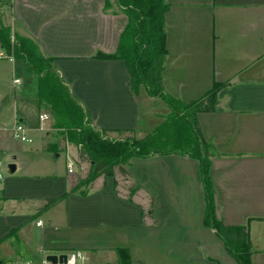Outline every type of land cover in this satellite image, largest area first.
<instances>
[{"label": "crops", "instance_id": "obj_1", "mask_svg": "<svg viewBox=\"0 0 264 264\" xmlns=\"http://www.w3.org/2000/svg\"><path fill=\"white\" fill-rule=\"evenodd\" d=\"M1 1L3 24L55 59L95 128L110 135L138 132L141 97L132 90L125 61L96 58L116 53L127 25L115 0ZM167 2L165 93L190 103L215 83L226 84L216 111L199 113L197 121L213 148L210 176L222 224L246 228L252 264H264V0ZM3 53L0 45V161L15 164L16 172L8 173L0 190L1 260L40 264L50 255L80 251L85 263L94 264L95 255L105 251L113 254L105 264H119L118 250L126 249L133 264H238L205 225L207 201L196 159L179 154L133 159L127 171L141 188L131 202L115 187L116 176L99 178L87 196L72 192L77 185L75 172L69 173L72 164L55 163L71 148L45 151L50 117L42 121L39 113L43 124H32L25 112L31 97L15 96L22 90L16 73L32 72ZM4 118L23 124L32 143L14 140L13 125ZM64 195L41 211L47 198Z\"/></svg>", "mask_w": 264, "mask_h": 264}, {"label": "trees", "instance_id": "obj_2", "mask_svg": "<svg viewBox=\"0 0 264 264\" xmlns=\"http://www.w3.org/2000/svg\"><path fill=\"white\" fill-rule=\"evenodd\" d=\"M127 17V25L120 36L119 46L114 55L98 54L97 59L125 61L132 81V90L138 95L141 87L152 97L164 100L170 114L167 125L171 128L179 126L180 135L191 137L193 145L187 148L180 137L175 138L174 151L196 159L200 163L203 190L207 201L205 225L214 229L223 240L226 250L238 264H252L249 235L244 227L232 228L224 226L218 220L215 205V192L210 176V153L212 147L205 142L197 121L199 113H214L218 105V93L226 85L215 83L214 87L201 99L184 103L165 93L163 72L167 58L165 14L169 9L167 0H115ZM5 3L0 0V45L8 58L23 62L31 70L38 81V102L50 109L56 121L55 128L63 129L61 142L45 146L46 152L60 154L65 151L62 143L77 149L78 161L89 164L84 178L77 180L72 192L87 196L99 178L119 176L128 178L125 167L133 159H147L159 151L155 148V139H112L110 131L97 129L93 125L91 115L69 91L65 82L57 72L55 59L43 54L40 46L30 38L14 34L10 27L3 24L2 8ZM133 131L120 132L121 135ZM67 136V137H66ZM169 139V138H168ZM115 187L118 182L115 181ZM141 187L129 192L132 194ZM67 195V194H66ZM47 198L41 211H46L65 197ZM243 242V243H242ZM240 245H243L244 248ZM119 264H133L126 249H119Z\"/></svg>", "mask_w": 264, "mask_h": 264}, {"label": "rangeland", "instance_id": "obj_3", "mask_svg": "<svg viewBox=\"0 0 264 264\" xmlns=\"http://www.w3.org/2000/svg\"><path fill=\"white\" fill-rule=\"evenodd\" d=\"M6 5H10L9 2H6ZM6 7V6H5ZM2 16H3V10ZM4 56L7 57L6 53H3ZM19 63V61H17ZM18 63L17 66H18ZM26 65V64H25ZM21 68L25 70L24 65L21 63L20 64ZM27 66V65H26ZM28 68V67H27ZM19 78L22 79V90L15 92L16 97L23 98L24 96L31 97V101L29 103L25 104V112L27 113L28 117H30V120L32 124L34 125H39L40 123L43 124V122H40L38 116L39 113L46 114L50 117L49 120V127L47 129V132L49 133L48 136H45L43 140H46V142H51L52 144H57L61 142L62 135H59V132L64 131L63 129H56V121L54 119V116L51 112L50 109L46 108L44 105L41 106L36 98L37 92H38V87H37V82L34 79V75L32 73H29L27 76L26 74H19V71L16 73ZM8 92L12 95L13 94V89L10 86L8 88ZM138 95L141 97V120H140V128L137 133L135 134H123L120 135V133H111V138L112 139H123V140H129V139H136V140H142L145 138L149 139H155V148L159 153L155 154V156H167V153H170L174 151L173 145L176 146L175 138L177 135L180 137V142L187 147H191L193 143H191V137H189L188 134H184V138L180 135V128L179 126L175 128H171L167 125V118L170 114V109L167 105V103L157 97H152L148 94L146 89L141 87ZM22 96V97H21ZM32 97H35L32 99ZM35 101V103H34ZM41 107V108H40ZM4 121H6V124L11 127L14 125V120L9 119V118H4ZM67 137V136H66ZM169 138V139H168ZM11 141V138L9 139ZM66 144L65 142L62 143V148L65 147ZM69 147L71 148L69 150ZM66 152L69 150V153L67 157L63 156L59 161L55 162L57 167H68V164H72L75 172L76 179L78 180L79 178H84L85 175L87 174V171L89 169V164L84 163V162H79L78 159L76 162H74V157L77 156V152L72 146H66L65 147ZM152 157V156H151ZM150 158V157H149ZM6 165L7 161L2 160ZM131 162V161H130ZM52 162L51 164H53ZM130 163H127L125 165L126 169L128 170ZM55 166V165H53ZM120 174L115 173L114 176H116L120 182L118 186L121 188V194H123L125 197H128L129 192H131L134 188L138 187L136 184H133V181L130 180V176L128 178L123 179L124 177L119 176ZM95 186V183H94ZM131 190V191H130ZM141 193V191L139 192ZM142 196H145V194L142 191ZM131 195H133L131 193ZM152 210V207H151ZM38 229H35L34 237H38L40 235V231H36ZM243 243V242H242ZM242 249L244 248L243 245H240ZM113 254L111 252H105L102 251L98 255H95L94 258V264H105L107 262L113 261ZM85 264H89L87 261Z\"/></svg>", "mask_w": 264, "mask_h": 264}, {"label": "built area", "instance_id": "obj_4", "mask_svg": "<svg viewBox=\"0 0 264 264\" xmlns=\"http://www.w3.org/2000/svg\"><path fill=\"white\" fill-rule=\"evenodd\" d=\"M9 59L14 60L13 58H9ZM13 84L16 87H18L20 86V81L18 79H15L13 81ZM48 119H49L48 115L46 114L40 115V120L45 121ZM10 132L12 134L13 139L16 140L17 142H20L23 144L32 143V139L29 137V132L23 124L16 122L13 125V127L10 129ZM73 172H74V168L72 165H70L69 173H73ZM8 173H9V166L6 165L3 161H0V190L5 184V180L7 178ZM37 226L38 227L42 226V222L39 221L37 223ZM65 256H66V263L64 264H84L85 263V256L80 251L69 252ZM0 264H34V263L29 262V261L9 262V261H3L0 259ZM40 264H52V263L48 262L46 258H44V260Z\"/></svg>", "mask_w": 264, "mask_h": 264}, {"label": "water", "instance_id": "obj_5", "mask_svg": "<svg viewBox=\"0 0 264 264\" xmlns=\"http://www.w3.org/2000/svg\"><path fill=\"white\" fill-rule=\"evenodd\" d=\"M15 172H16L15 164H10L9 173L14 174ZM215 205L217 207V211H216L217 218L218 220H221L222 208L217 198H215ZM46 260L52 264H64L66 263V256L65 255H61V256L50 255L46 258Z\"/></svg>", "mask_w": 264, "mask_h": 264}]
</instances>
